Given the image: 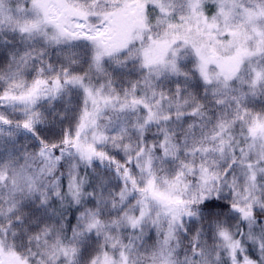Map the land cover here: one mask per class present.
<instances>
[{"label":"snow or ice","instance_id":"1","mask_svg":"<svg viewBox=\"0 0 264 264\" xmlns=\"http://www.w3.org/2000/svg\"><path fill=\"white\" fill-rule=\"evenodd\" d=\"M0 264H264V0H0Z\"/></svg>","mask_w":264,"mask_h":264},{"label":"clouds","instance_id":"2","mask_svg":"<svg viewBox=\"0 0 264 264\" xmlns=\"http://www.w3.org/2000/svg\"><path fill=\"white\" fill-rule=\"evenodd\" d=\"M223 164L224 161L220 160L217 162V167H222ZM196 165L197 167L199 166V160L196 161ZM221 179H223V177H221ZM217 187H220V185H217ZM4 191L6 193L7 189L5 188ZM223 193L225 199L222 201V203L228 204V190L224 189ZM20 197H22V203L24 205L22 219L27 220L29 225H33L40 221H43L46 224L55 223L56 220L59 219L57 213H63L64 220L67 221L72 219L74 214L76 213V209L74 206L59 205L53 203L52 200H49V203L47 205H43L37 197H26L23 193L20 194ZM26 226L27 225H25V227ZM40 259L41 256H36L37 261H39ZM180 259L182 260L183 256H181Z\"/></svg>","mask_w":264,"mask_h":264}]
</instances>
